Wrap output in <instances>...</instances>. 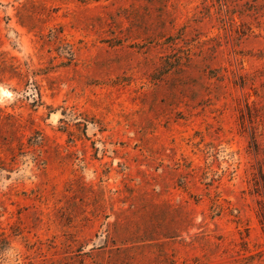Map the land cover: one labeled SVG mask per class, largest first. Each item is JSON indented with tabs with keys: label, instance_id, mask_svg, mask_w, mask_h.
<instances>
[{
	"label": "rangeland",
	"instance_id": "374dc122",
	"mask_svg": "<svg viewBox=\"0 0 264 264\" xmlns=\"http://www.w3.org/2000/svg\"><path fill=\"white\" fill-rule=\"evenodd\" d=\"M264 0H0V264H264Z\"/></svg>",
	"mask_w": 264,
	"mask_h": 264
},
{
	"label": "trees",
	"instance_id": "16d2710c",
	"mask_svg": "<svg viewBox=\"0 0 264 264\" xmlns=\"http://www.w3.org/2000/svg\"><path fill=\"white\" fill-rule=\"evenodd\" d=\"M261 217H262V220L260 222H261V225L263 226V231H264V216H263V214H261Z\"/></svg>",
	"mask_w": 264,
	"mask_h": 264
}]
</instances>
